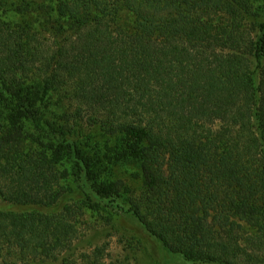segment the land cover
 I'll list each match as a JSON object with an SVG mask.
<instances>
[{
    "label": "trees",
    "instance_id": "16d2710c",
    "mask_svg": "<svg viewBox=\"0 0 264 264\" xmlns=\"http://www.w3.org/2000/svg\"><path fill=\"white\" fill-rule=\"evenodd\" d=\"M126 218L264 264V0H0V264H101Z\"/></svg>",
    "mask_w": 264,
    "mask_h": 264
},
{
    "label": "rangeland",
    "instance_id": "374dc122",
    "mask_svg": "<svg viewBox=\"0 0 264 264\" xmlns=\"http://www.w3.org/2000/svg\"><path fill=\"white\" fill-rule=\"evenodd\" d=\"M126 220L131 223V229L135 230L139 237V241L133 245H130L119 234L111 233L109 235V233L102 231L100 221L93 222L96 227L99 225V229L93 232L91 242L93 244H105L103 255L100 257L101 264H216L194 263L184 259L181 255L172 254L159 241L146 235L138 228L135 220L129 218ZM102 228L106 227L103 226Z\"/></svg>",
    "mask_w": 264,
    "mask_h": 264
}]
</instances>
